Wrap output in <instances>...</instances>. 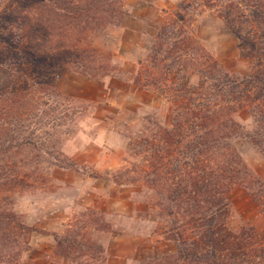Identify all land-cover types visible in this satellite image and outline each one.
Here are the masks:
<instances>
[{"label": "trees", "instance_id": "16d2710c", "mask_svg": "<svg viewBox=\"0 0 264 264\" xmlns=\"http://www.w3.org/2000/svg\"><path fill=\"white\" fill-rule=\"evenodd\" d=\"M200 3L238 38L253 65L243 77L227 73L194 36L190 3L164 15L131 80L173 105L171 127L142 143L150 151L144 181L172 218L175 250L139 264H263L264 236L251 227L231 230L224 211L232 185L255 184L249 193L257 202L264 194L234 145L245 138L264 154V0ZM123 15L124 0H0V264H18L35 230L1 198L27 184L21 168L52 154L57 129L77 113L73 98L55 87L56 76L66 68L89 79L117 73L98 63L90 36ZM243 107L251 108L253 131L233 118ZM59 165L78 170L70 160ZM78 237L56 235V253L73 264H103L102 246Z\"/></svg>", "mask_w": 264, "mask_h": 264}, {"label": "rangeland", "instance_id": "374dc122", "mask_svg": "<svg viewBox=\"0 0 264 264\" xmlns=\"http://www.w3.org/2000/svg\"><path fill=\"white\" fill-rule=\"evenodd\" d=\"M181 1L190 3L194 36L223 69L242 77L251 71L252 60L241 54L238 38L200 0H124L121 22L90 36L99 51L98 63L118 72L98 79L68 68L59 72L55 87L73 98L77 113L57 129L52 154L35 168H21L27 184L1 198L24 224L35 228L18 264L41 252L47 259V239L57 254L56 235L74 231L78 238L102 246L103 264H139L175 250L172 218L157 191L144 181L150 151L142 143L157 129L171 127L173 105L151 87L134 85L131 78L147 59L164 15L178 9ZM233 118L249 131L257 127L249 107L237 110ZM234 145L264 184V154L245 138L235 139ZM68 160L78 170L59 165ZM249 189L257 188L253 184ZM249 189L240 184L229 188L226 224L235 232L251 227L264 236V194L257 202Z\"/></svg>", "mask_w": 264, "mask_h": 264}, {"label": "crops", "instance_id": "0c3cea01", "mask_svg": "<svg viewBox=\"0 0 264 264\" xmlns=\"http://www.w3.org/2000/svg\"><path fill=\"white\" fill-rule=\"evenodd\" d=\"M262 175L264 176V172ZM53 248L54 242L47 239V250L45 251L47 259L42 257L43 252H41L27 260L26 264H70L67 259L55 254Z\"/></svg>", "mask_w": 264, "mask_h": 264}]
</instances>
